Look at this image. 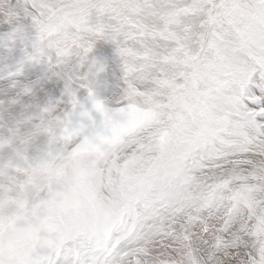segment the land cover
<instances>
[{
    "label": "snow or ice",
    "instance_id": "snow-or-ice-1",
    "mask_svg": "<svg viewBox=\"0 0 264 264\" xmlns=\"http://www.w3.org/2000/svg\"><path fill=\"white\" fill-rule=\"evenodd\" d=\"M0 29V264H264V0H0Z\"/></svg>",
    "mask_w": 264,
    "mask_h": 264
},
{
    "label": "rangeland",
    "instance_id": "rangeland-1",
    "mask_svg": "<svg viewBox=\"0 0 264 264\" xmlns=\"http://www.w3.org/2000/svg\"><path fill=\"white\" fill-rule=\"evenodd\" d=\"M12 3H16V0H12ZM0 31H2V29H0ZM105 50H107V52H105ZM95 52H96L97 56H101V55L106 54L108 61H109V64L114 66V61L112 60V56L114 55V48L111 45H109L105 42H99L97 44ZM26 74H27L28 79L33 78L32 77V70H26ZM0 83H6V81H0ZM126 199H127V192L126 191L121 192L119 195H116L109 200V205L112 207H120L122 204H124L126 202Z\"/></svg>",
    "mask_w": 264,
    "mask_h": 264
},
{
    "label": "bare ground",
    "instance_id": "bare-ground-1",
    "mask_svg": "<svg viewBox=\"0 0 264 264\" xmlns=\"http://www.w3.org/2000/svg\"><path fill=\"white\" fill-rule=\"evenodd\" d=\"M101 45V44H100ZM102 46V45H101Z\"/></svg>",
    "mask_w": 264,
    "mask_h": 264
}]
</instances>
